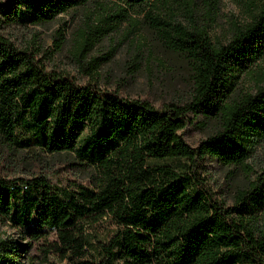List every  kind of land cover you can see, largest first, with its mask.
Instances as JSON below:
<instances>
[{"label": "trees", "instance_id": "1", "mask_svg": "<svg viewBox=\"0 0 264 264\" xmlns=\"http://www.w3.org/2000/svg\"><path fill=\"white\" fill-rule=\"evenodd\" d=\"M106 1L111 14L93 35L124 22L134 27L130 12H138L188 62L191 95L155 107L79 85L47 72L0 34V146L21 147L19 135L31 134L42 153L68 155L93 175L74 192L53 189L41 176L16 183L0 166V217L19 227L33 222L29 237L71 264H264V213L246 218L242 211L254 194L239 191L225 207L195 189L202 184L192 169L199 159L244 166L264 139V76L254 93L235 95L228 82L232 69L264 55V0L252 4L246 23L231 24L226 43H213L191 18L180 21L171 0ZM97 2L0 0V31L26 19L43 25ZM188 126L208 132L196 148L181 134ZM104 218L117 228L107 243L84 232Z\"/></svg>", "mask_w": 264, "mask_h": 264}, {"label": "rangeland", "instance_id": "2", "mask_svg": "<svg viewBox=\"0 0 264 264\" xmlns=\"http://www.w3.org/2000/svg\"><path fill=\"white\" fill-rule=\"evenodd\" d=\"M257 2L259 0H184L183 3L171 0L169 7L180 21L191 18L205 28L213 43H226L231 24L246 23L252 4ZM109 7L112 2L98 0L43 25H33L27 19L19 24H4L0 34L18 50L31 53L47 72L70 77L79 85L90 83L106 92L118 91L123 97L146 99L155 107L188 99L192 89L188 62L165 48L138 12H130L131 19L136 21L134 27L124 22L108 35H93L92 27L102 26L100 20L111 14ZM263 76L264 55L245 70L232 69L228 82L235 95L254 93ZM207 133L193 126L181 132L193 148ZM19 140L23 146L12 150L0 146V166L5 168L3 172L8 179L19 183L41 176L53 189L74 192L79 186L91 185V170L79 166L70 156L42 153L31 134L19 135ZM192 169L202 184L195 189L208 199L230 207L237 192L245 190L254 194V200L246 201L243 216L261 217L264 213V139L255 144L244 166L199 159ZM23 187L20 185L26 192ZM84 226L86 235L103 243H107L117 229L110 218ZM32 227L33 222L19 227L0 217V264H71L42 241L30 238L28 231Z\"/></svg>", "mask_w": 264, "mask_h": 264}]
</instances>
